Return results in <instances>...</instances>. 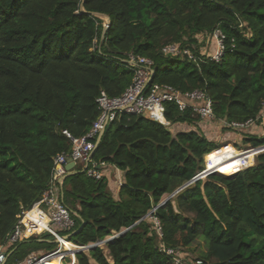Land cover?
Instances as JSON below:
<instances>
[{
  "label": "trees",
  "instance_id": "trees-1",
  "mask_svg": "<svg viewBox=\"0 0 264 264\" xmlns=\"http://www.w3.org/2000/svg\"><path fill=\"white\" fill-rule=\"evenodd\" d=\"M80 4L0 0V244L17 216L39 203L53 158L70 151L63 132L84 137L97 120L100 92L118 97L131 85L129 55L152 61V84L204 91L216 121L245 122L264 101V0H85L87 12L111 18L105 34ZM216 30L225 37L218 63L202 56L215 51ZM169 45L197 59L167 56ZM164 117L169 127L122 115L104 132L91 160L122 173L118 195L110 177L93 180L82 167L64 180L62 203L75 223L69 234L77 231L69 242L92 245L127 230L105 244L107 256L99 247L89 251L96 264H175L161 247L185 263L264 264V152L253 167L196 181L160 205L218 147L207 136L216 122L180 114L171 103ZM241 138L242 147L264 146V135ZM45 240L54 241L42 234L8 247L5 264L42 248L54 252ZM200 241L205 251L193 256L189 249ZM75 258L89 264L84 253Z\"/></svg>",
  "mask_w": 264,
  "mask_h": 264
},
{
  "label": "built area",
  "instance_id": "built-area-1",
  "mask_svg": "<svg viewBox=\"0 0 264 264\" xmlns=\"http://www.w3.org/2000/svg\"><path fill=\"white\" fill-rule=\"evenodd\" d=\"M215 45V51L211 54L204 52L210 61L220 62L225 53V37L216 30L210 36ZM163 53L167 56H186L189 60L195 61V58L189 51L181 52L175 45L166 46ZM124 67L132 72L131 85L118 97H109L105 92H100L95 103L98 111L97 120L93 123L89 132L82 138H73L66 131L63 134L70 140L71 149L68 153L58 154L53 158L50 172L49 184L41 196L38 204L28 210H24L17 216V222L13 229L6 235L4 241L0 244V264L7 261L8 247L28 241L31 238L42 234L50 235L56 241L57 249L54 252L43 256L31 255L24 264H51L50 260L57 258L60 264L68 259L67 264H77L75 253L86 252L87 246L73 245L63 239L61 233L72 232L75 229V223L69 210L62 203V190L64 177L68 173L66 166L69 161L74 168L82 166L87 177L93 180H101L104 176L106 166L104 163H95L91 156L95 150V142L100 132L108 129L118 117H137L153 121L164 127H169L170 123L165 119V104H174L177 111L190 113L192 118H198L201 122H216V127L226 129L235 135H264V101H262L259 113L245 122H228L226 120H217L213 113L212 101L202 90H193L190 92H181L168 85L152 84L148 85L151 76L150 70H153L151 60L144 57L129 55L124 61ZM264 151V146L252 148L247 146L244 150L234 147L232 144L218 146L214 151L204 156L203 170L193 179L206 180L212 175H221L231 177L245 171L255 164V157ZM240 154V156H236ZM252 155L251 162L244 158ZM241 156H244L240 158ZM222 161H218V160ZM238 159V164L234 165ZM208 163L213 168L208 169ZM220 166L219 165H224ZM229 167L231 174L225 175L219 169ZM198 180V181H199ZM121 186V181L118 183ZM154 211H152L153 213ZM156 231L162 237V230L157 219H153ZM114 234L112 237H115ZM66 236V235H65ZM111 238V237H110ZM109 239V238H108ZM68 245L69 247H67ZM160 251L168 256H172L175 264H202L200 261L185 263L173 250H167L161 247Z\"/></svg>",
  "mask_w": 264,
  "mask_h": 264
},
{
  "label": "water",
  "instance_id": "water-1",
  "mask_svg": "<svg viewBox=\"0 0 264 264\" xmlns=\"http://www.w3.org/2000/svg\"><path fill=\"white\" fill-rule=\"evenodd\" d=\"M84 4H85V0H81V4H80V12H81V14L88 15V16H90V17L96 19V20H99V21L103 24L102 31H103V34H105L106 31L111 27V24H112V20H111V18H110L108 15H106V14H100V13H95V12H90V13L87 12L86 9H85V7H84ZM150 73H151V76H150V78H149L148 85H149L150 83H152V79H153V77H154L155 71H154V70H150ZM104 132H105V129H103V130L100 132V134H99V136H98V138H97V140H96V142H95V149L98 147V145H99V143H100V140H101V138H102ZM263 152H264V151H263ZM261 153H262V152H261ZM73 169H74V165H73V163H72L71 161H69L68 165L66 166V170H67L68 173L66 174V176L64 177L63 180H65V179H67L68 177H71V176L75 175L76 173H78V172H76V171L73 172V171H72ZM82 173H84V170H82ZM198 180H199L198 178H197V179H192L191 181H189L188 183H186V184L183 185L182 187L178 188V189H177L176 191H174V192H173V193H172V194H171L166 200H164L160 205H163V204L166 203L168 200L174 198L177 194H179L181 191H183L184 189L188 188L190 185H192L194 182H196V181H198ZM61 190L63 191V189H61ZM62 199H63V194H62ZM156 209H157V208H155L153 211H155ZM151 213H152V212H151ZM145 218H146V217H144V219H145ZM81 227H82V226H81ZM81 227L79 228V230L81 229ZM126 231H127V230H124V231H122L121 233L117 234L115 237H111V238H109V239H107V240H104V241H101V242H98V243H95V244H92V245L87 246V248H86V252L89 253V251H90L91 249H94V248H96V247H100L101 245H105L106 243L112 241L113 239H115V238H117V237H120V236L123 235ZM76 232H77V231H75V232H73V233H71V234H69V235L64 236L63 239H64L65 241H69V239H70V238H71ZM40 242H46V243H50V244H56V241H53V242H49V241H40ZM77 253H80V251L76 252L75 255H76ZM81 253H84V252H81ZM11 254H12V253L8 254V255H7V258H8Z\"/></svg>",
  "mask_w": 264,
  "mask_h": 264
},
{
  "label": "rangeland",
  "instance_id": "rangeland-1",
  "mask_svg": "<svg viewBox=\"0 0 264 264\" xmlns=\"http://www.w3.org/2000/svg\"><path fill=\"white\" fill-rule=\"evenodd\" d=\"M135 118H137V117H135ZM207 136L210 138V140L212 141V143L217 144L220 147H222L224 144H228V143L229 144H232V141H236L237 143H239L241 145V147H240L241 150H244L245 148H247V146L246 147H242V144H241L242 143V138H241L242 136H238V135L231 136L230 135V132L222 131L219 127H217V128H214L213 127L207 133ZM81 167L82 166L79 165L77 169H79ZM204 181L205 180H203V182ZM167 198H168V196H164L163 199H162V201L166 200ZM173 205L175 207V204L174 203H173ZM53 246H54V249L57 248V244H53ZM30 247L33 248V249H35V247L33 246V244H30ZM99 248H101L103 250L104 255L107 256L108 251H107L105 245H101ZM189 250L193 254V256L199 257L200 254H202L205 251V246L203 245V243L201 241L200 242H194L192 244V246L190 247ZM42 251H46V249L43 250V248H42V249H39V250H35L33 253H36L37 254V253H40ZM88 254H89L88 252H85V255L88 256V258H89V255ZM7 255H8V253H7ZM36 256H39V255H36ZM28 257L25 260H23L22 262L18 263V264H21V263L25 262L28 259ZM108 261H110V260L108 259ZM10 263L11 262H8V264H10ZM67 263L68 262L65 261L63 264H67ZM91 264H96V263L94 261H91Z\"/></svg>",
  "mask_w": 264,
  "mask_h": 264
},
{
  "label": "crops",
  "instance_id": "crops-1",
  "mask_svg": "<svg viewBox=\"0 0 264 264\" xmlns=\"http://www.w3.org/2000/svg\"><path fill=\"white\" fill-rule=\"evenodd\" d=\"M77 168V167H76ZM74 170H75V168L72 170L73 172H74ZM104 176L105 177H110V180H111V182H112V186H113V188L115 189L114 190V194H115V196L116 195H118V191H119V188H120V186H118V183L121 181V184H122V173L120 172V171H118V170H116V169H114V168H111V167H108L106 170H105V172H104ZM45 241H49V242H53V241H51V240H45ZM57 249V248H56ZM55 249V250H56ZM55 250H53V251H55ZM35 255H39V256H43L44 255V251H42V252H40V253H34ZM31 256V255H30ZM65 261H67L68 262V259H66ZM91 261H93V260H91V258L89 257V264H91ZM21 264H24V262L23 263H21Z\"/></svg>",
  "mask_w": 264,
  "mask_h": 264
},
{
  "label": "bare ground",
  "instance_id": "bare-ground-1",
  "mask_svg": "<svg viewBox=\"0 0 264 264\" xmlns=\"http://www.w3.org/2000/svg\"><path fill=\"white\" fill-rule=\"evenodd\" d=\"M236 156H240V154H237ZM242 157H244V156H241L240 158H242ZM251 158H252V155H249L248 157H245L244 159L247 161V162H251ZM216 160H218V159H216ZM218 161H220V160H218ZM220 162H222V161H220ZM238 164V159L236 160V162L234 163V165H237ZM226 164H224V165H219L218 167H220V166H225ZM208 169L210 170L211 168H213L214 166H212L210 163H208ZM229 169V167H225V168H222V169H219V171L220 172H224V174L225 175H229V174H231V171L230 170H228ZM191 187V186H190ZM189 187V188H190ZM67 247H69L68 245H66ZM103 251V250H102ZM50 263L51 264H60L59 263V260L57 259V258H53L52 260H50Z\"/></svg>",
  "mask_w": 264,
  "mask_h": 264
}]
</instances>
